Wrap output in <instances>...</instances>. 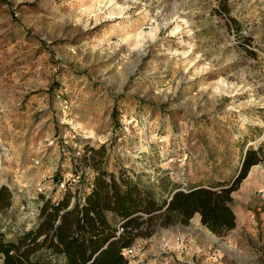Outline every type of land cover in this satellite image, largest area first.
<instances>
[{"label": "rangeland", "instance_id": "1", "mask_svg": "<svg viewBox=\"0 0 264 264\" xmlns=\"http://www.w3.org/2000/svg\"><path fill=\"white\" fill-rule=\"evenodd\" d=\"M262 142L264 0H0V184L16 195L57 167L88 176L86 143L188 189L231 182ZM232 196L233 229L157 223L129 264H264V161Z\"/></svg>", "mask_w": 264, "mask_h": 264}, {"label": "trees", "instance_id": "2", "mask_svg": "<svg viewBox=\"0 0 264 264\" xmlns=\"http://www.w3.org/2000/svg\"><path fill=\"white\" fill-rule=\"evenodd\" d=\"M221 5L222 12L229 14L226 2ZM83 149L95 171L84 205L67 209L69 194L57 203L47 200L38 225L28 231L22 230L18 217L11 213L15 209L12 190L6 183L0 185L1 264H128L122 249L152 234L151 227L187 224L196 213L212 232L223 235L236 226L232 193L251 167L264 161V142L257 148L249 145L231 182L187 190L176 186L163 198L168 186L174 185L169 176L158 192L133 179V173L123 167L118 175L110 172L98 148L86 143ZM119 225L123 231L117 235Z\"/></svg>", "mask_w": 264, "mask_h": 264}, {"label": "built area", "instance_id": "3", "mask_svg": "<svg viewBox=\"0 0 264 264\" xmlns=\"http://www.w3.org/2000/svg\"><path fill=\"white\" fill-rule=\"evenodd\" d=\"M156 140L158 143L162 144L165 138L162 135H158ZM82 151L84 152V149ZM78 154L79 152L75 154L76 157ZM171 160L170 158V161ZM33 164L36 167L42 165V157L34 159ZM80 165L81 164L76 163L70 172H62L61 169L58 170V167L54 168L52 175L43 176L40 181L35 184L33 189L25 191L19 189L17 195L13 191V188L8 185L13 193L14 207L18 211L23 231H28L38 225L41 220L42 207L47 200L57 203L66 194H69L71 196V201L67 209H70L75 204L80 207L84 205L93 184L87 176L86 168ZM159 175L160 173L156 174L153 180L157 179ZM181 189L187 190L185 186L181 187ZM122 231L123 227L119 225L116 234L120 235ZM122 252L123 255L129 259L134 256V246L125 247L122 249Z\"/></svg>", "mask_w": 264, "mask_h": 264}, {"label": "crops", "instance_id": "4", "mask_svg": "<svg viewBox=\"0 0 264 264\" xmlns=\"http://www.w3.org/2000/svg\"><path fill=\"white\" fill-rule=\"evenodd\" d=\"M102 159L105 160L104 161V164H108V170L110 172H113L115 175H118V172H119V169L121 168V166H118L117 168L115 167H111V164L109 163V161L107 160V155H103L102 154ZM107 160V161H106ZM53 168V167H52ZM167 169V167H166ZM159 171H152L150 170L149 172H147V174H140L138 175V173H136V175H133V179H137L139 180L142 185L146 186V188H151V189H155L157 191L161 190V187H162V183L160 182L161 179H164V175H168V172L165 170V167L162 166V168H158ZM147 171V170H146ZM89 175H88V178L90 179V182L93 184V180H94V177H95V171L94 169L90 168V171L88 172ZM146 173V172H145ZM160 173L159 177L156 179V180H153L154 176L156 174ZM174 184V183H173ZM1 185V184H0ZM173 187H176L175 185H169L168 186V189H167V192L164 193L163 195H161L163 198H168L169 197V193L171 191V189H173ZM145 217L148 216V214H145L144 215ZM108 217L112 219L113 217V214L112 213H109L108 214ZM114 221H118V220H115ZM182 224V223H181ZM139 239V237L135 240L133 246L136 245L137 240ZM0 256L2 258V261H3V255L0 253ZM52 264H56L55 262H53ZM129 264V263H128Z\"/></svg>", "mask_w": 264, "mask_h": 264}, {"label": "bare ground", "instance_id": "5", "mask_svg": "<svg viewBox=\"0 0 264 264\" xmlns=\"http://www.w3.org/2000/svg\"><path fill=\"white\" fill-rule=\"evenodd\" d=\"M105 7H107V6H104V8H105ZM214 239H215V241H218V239H217V238H214Z\"/></svg>", "mask_w": 264, "mask_h": 264}]
</instances>
